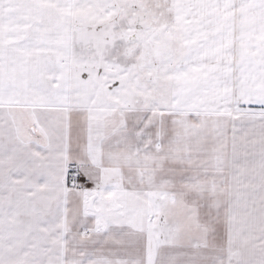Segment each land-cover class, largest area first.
Instances as JSON below:
<instances>
[{"label": "snow or ice", "instance_id": "obj_1", "mask_svg": "<svg viewBox=\"0 0 264 264\" xmlns=\"http://www.w3.org/2000/svg\"><path fill=\"white\" fill-rule=\"evenodd\" d=\"M0 264H264V0H0Z\"/></svg>", "mask_w": 264, "mask_h": 264}]
</instances>
